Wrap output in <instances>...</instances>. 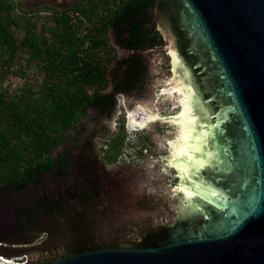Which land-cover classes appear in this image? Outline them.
<instances>
[{"label":"water","instance_id":"95a60500","mask_svg":"<svg viewBox=\"0 0 264 264\" xmlns=\"http://www.w3.org/2000/svg\"><path fill=\"white\" fill-rule=\"evenodd\" d=\"M75 1L18 0L24 11ZM155 11L170 73L159 91L177 96L180 122L170 224L124 242L130 225L161 214L159 141L128 137L135 156L110 166L92 143L105 138L116 93L126 110L143 101L152 19L145 0H125L109 19V85L74 110L37 165L0 186V242L45 232L34 245H0L2 263L264 264V0H154ZM175 81L177 93L163 91Z\"/></svg>","mask_w":264,"mask_h":264},{"label":"trees","instance_id":"16d2710c","mask_svg":"<svg viewBox=\"0 0 264 264\" xmlns=\"http://www.w3.org/2000/svg\"><path fill=\"white\" fill-rule=\"evenodd\" d=\"M124 1L78 0L40 16L41 8L0 0V186L37 165L74 110L109 85L117 57L109 19ZM145 1L150 13L154 0ZM152 29L154 46L162 45L154 20ZM15 77L21 82L11 88Z\"/></svg>","mask_w":264,"mask_h":264},{"label":"rangeland","instance_id":"374dc122","mask_svg":"<svg viewBox=\"0 0 264 264\" xmlns=\"http://www.w3.org/2000/svg\"><path fill=\"white\" fill-rule=\"evenodd\" d=\"M46 10L42 9L39 13V15H44ZM150 13H152L153 17H151L152 21L155 19H158L157 12L154 13V6L151 7ZM109 41L111 42L110 38ZM112 43V42H111ZM165 47L163 45L161 46H155L153 57L151 61V66L148 74V79L146 83V88L143 96L142 101V108H138L137 113H134V116L136 120L140 121L142 120V116H144V108L147 109L149 112H153L156 115L159 113L160 115H166L174 112H178V101L176 99V103H174L173 96L169 95H160L161 91H159V85H161L162 82H166V80L169 78V64H168V58L165 54ZM114 68V64H112L111 68L108 71V74H110V77L112 75V71ZM30 74V73H29ZM35 77V76H34ZM21 80L19 78H11V88L19 85ZM163 91H166L168 94H170L167 90L163 89ZM160 95V96H159ZM115 109L110 114L109 124L106 131L105 138L96 137L92 139V143L94 145L95 151L97 153V156L99 158L101 148L100 146L104 144V141L111 137L115 132L119 133L121 131L120 128H118V122L121 123L122 126V133L124 134L123 141L125 142L128 137H136L138 138H144V139H152V140H158L159 141V150H160V159H161V198L165 199L166 206L164 209L161 206V214L157 215L155 217L149 218L147 220L141 221L139 223L130 225V227H139L141 224H144V222L151 223L153 227H155L154 231L147 230L148 233L152 234L159 229L165 227L166 225L170 224V221L172 220L173 215L169 219H162V216L166 214V211L168 213H173L175 210V207L177 205L176 201V195L174 194L173 188L176 184V179H174L172 164L169 163V160L175 156V152L173 154L172 150L174 148L172 145L174 144V141L178 139V125L174 123H164L159 120L150 121L148 123H143L138 126H134L135 124L129 123V114L134 110H126L119 93H116L115 95ZM156 117V116H155ZM141 118V119H140ZM122 120V121H121ZM177 125V126H176ZM133 128L134 130H131ZM180 133V130H179ZM177 136V139H176ZM167 144V145H165ZM170 145V154L168 152V147ZM172 148V150H171ZM119 154L118 157H120L122 160H125L127 158L135 156L134 150L125 146V144H121L119 146ZM117 158L115 160H106V159H100L101 163H103V166H110L117 163ZM171 158V159H170ZM169 221V222H168ZM45 237V232H40L37 237L32 239L31 241L23 244H10V243H0L2 246L9 245V247H27L30 245L37 244L41 242ZM141 239L140 235H136L130 240L126 241H134L135 239ZM11 259L16 258L19 261V256H13L9 257ZM3 261H9L12 262L10 259H6L5 257L1 258ZM1 262V261H0Z\"/></svg>","mask_w":264,"mask_h":264},{"label":"flooded vegetation","instance_id":"af4514ba","mask_svg":"<svg viewBox=\"0 0 264 264\" xmlns=\"http://www.w3.org/2000/svg\"><path fill=\"white\" fill-rule=\"evenodd\" d=\"M78 0H76L74 3H76ZM73 3V4H74ZM69 6H71V5H68V6H64V7H69ZM61 8V7H60ZM57 9H59V8H57ZM155 47V46H154ZM116 95V94H115ZM113 100H114V104H115V96H114V98H113ZM115 109V107H114V105H112V109H111V112L113 111ZM122 121V120H121ZM122 123V122H121ZM121 123H119L118 122V128L120 127V124ZM122 125V124H121ZM134 126H138V125H134ZM177 126V125H176ZM139 127V126H138ZM121 129H123L122 127H121ZM119 130V131H121L120 133H122V130ZM131 130H134L133 128H131ZM118 133H114L111 137H109L108 139H106L105 141H104V144L103 145H101L100 147V149H99V151H100V156H99V159H106L107 160V156H111V154H115V158H117L118 157V154H119V146L121 145V144H123L124 143V141H123V139H124V134H123V137H122V141H123V143H121V144H119L118 145V147L117 148H115V147H113L112 146V142H113V140L115 139V137H116V135H117ZM137 138H138V136H136ZM165 145H167V144H165ZM115 160V159H114ZM102 165H103V163H102ZM174 171V170H173ZM173 174H175V172H173ZM174 179H176V175H174ZM175 193V192H174ZM176 195V194H175ZM161 206L164 208V209H166L165 208V206H166V203H165V199H163V198H161ZM173 215V217H174V215H175V210L173 211V213H172V211H171V213H168L167 211H166V214H164L163 216H162V219L161 220H164V219H169L170 220V218H171V216ZM172 217V218H173ZM169 222V221H168ZM147 230H149V231H154L155 230V227H153L152 225H151V223H147V222H144V224H141L139 227H130V228H128V231H127V234H126V237H125V240H124V242H126V241H128V240H130L131 238H133L134 236H136V235H140L141 236V238L143 239V238H146V237H148V236H150L151 234L150 233H148L147 232ZM153 234V233H152ZM0 243H3V242H0ZM2 246V245H1ZM14 247V246H13ZM15 248H17V247H15ZM8 259H10L11 261H12V259L11 258H8ZM24 260H25V255H19V261H12V262H16V263H19V264H21V263H23L24 262Z\"/></svg>","mask_w":264,"mask_h":264},{"label":"bare ground","instance_id":"6f19581e","mask_svg":"<svg viewBox=\"0 0 264 264\" xmlns=\"http://www.w3.org/2000/svg\"><path fill=\"white\" fill-rule=\"evenodd\" d=\"M170 94H172V91L173 90H175V92L177 93V91H176V81L173 83V84H170V87H168L167 89H166ZM141 108H142V105H141ZM133 110V109H132ZM137 111H138V108L137 109H134L130 114H129V123H134L135 125H141V124H143V123H148V122H150V121H155V116H156V114L155 113H153V112H149L147 109H145L144 108V111H145V113H144V116H142V120H140V121H138V120H136V118H135V116H134V113H137ZM141 119V118H140ZM172 122L174 123V124H177L178 125V127H179V129H178V134H177V136H178V139H177V136H176V139L177 140H175L174 141V144L172 145V147L174 148V146H176L173 150H172V148H171V150H172V152H173V154H174V152H175V156H173V158L172 159H174V158H176L177 159V157H178V149H179V139H180V133H179V130H180V122H179V112H177V117H175L173 120H172ZM176 164V166H175V168L177 169V163H175ZM175 194H176V192H175ZM5 263H2V262H0V263H2V264H12L11 262H9V261H4Z\"/></svg>","mask_w":264,"mask_h":264},{"label":"built area","instance_id":"2783aa9c","mask_svg":"<svg viewBox=\"0 0 264 264\" xmlns=\"http://www.w3.org/2000/svg\"><path fill=\"white\" fill-rule=\"evenodd\" d=\"M12 261H18L16 258L12 259Z\"/></svg>","mask_w":264,"mask_h":264}]
</instances>
